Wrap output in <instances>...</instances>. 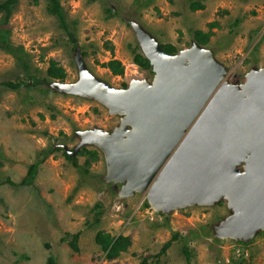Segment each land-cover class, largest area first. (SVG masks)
I'll use <instances>...</instances> for the list:
<instances>
[{"label":"rangeland","instance_id":"rangeland-1","mask_svg":"<svg viewBox=\"0 0 264 264\" xmlns=\"http://www.w3.org/2000/svg\"><path fill=\"white\" fill-rule=\"evenodd\" d=\"M59 2L76 45L50 13L49 0H18L7 22L0 11V264H264V231L244 243L215 238L213 226L231 213L225 200L151 220L146 194L121 198L104 181L99 149L97 159L87 152L97 149L92 145L67 157L63 146L74 149L77 130H112L120 117L43 81L51 61L66 70L65 82L77 81L78 47L91 72L116 88L152 80L154 73L134 62L135 20L178 52L198 42L196 31L208 34L201 45L228 67L230 82L243 83L252 68L264 66V0ZM111 61L121 63L123 74L105 66ZM41 159L34 182L21 185ZM98 232L128 237L131 244L110 258Z\"/></svg>","mask_w":264,"mask_h":264},{"label":"water","instance_id":"water-1","mask_svg":"<svg viewBox=\"0 0 264 264\" xmlns=\"http://www.w3.org/2000/svg\"><path fill=\"white\" fill-rule=\"evenodd\" d=\"M130 25L153 79L116 88L91 72L78 47L77 81L50 88L96 101L120 123L77 130L79 143L63 148L75 156L96 147L111 189L121 198L146 194L165 216L225 200L231 213L213 226L215 238L249 242L264 231V66L233 83L212 49L194 41L169 54L139 22Z\"/></svg>","mask_w":264,"mask_h":264},{"label":"trees","instance_id":"trees-1","mask_svg":"<svg viewBox=\"0 0 264 264\" xmlns=\"http://www.w3.org/2000/svg\"><path fill=\"white\" fill-rule=\"evenodd\" d=\"M17 2H18V0H4V1L0 2V11L5 13V16L2 20L3 22L8 21V18L12 13L13 6ZM49 3H50V5H49L50 13H52L53 15H56L60 19V26L68 34L70 40L76 45L77 44V37L75 35V32L73 30H71L69 23L66 21L65 14L62 11L59 0H49ZM1 32L2 31L0 30V36H1ZM195 36L197 38V41L202 45L206 44L209 40L208 34L203 33L202 31H196ZM3 38H5V37H3ZM3 43H6V41H4ZM162 47L169 54H176L178 52L176 47L173 45H163L162 44ZM133 53H134V62L137 65H139L143 69H148L151 72H153L149 60L143 55L139 45H137L136 48L133 49ZM82 55L85 56V53H82ZM105 66H109L110 69L114 72V74H117V75L123 74V67L121 66V63L118 61H111L108 64H105ZM66 77H67L66 70L63 67L58 66V64L55 61H51V65L47 70V77L44 78L43 81L46 83H50L54 80L65 81ZM21 84H23V83L22 82L19 84L7 83V85L9 87H12V88H17ZM127 86H128L127 83L123 84V88H125ZM83 150L87 151L88 149L84 148ZM87 152L91 153L95 159H97L99 157V150L98 149H93V150L87 151ZM66 156L71 158L67 153H66ZM42 162H43V159H41V160L37 161L36 163L30 165L28 172H27V175H26V179H24L20 183L21 185L32 184L34 182L36 175H37V172H38V168ZM145 205L149 206L148 201L145 202ZM167 218H168V216H166V220H167ZM73 238H74V241L72 243V246L74 247V249L78 250L76 242L79 238V234L74 235ZM96 240L98 243H100L102 245L104 251H107V254H108L107 256L110 258L114 257L115 255H117L121 251L126 250L127 247L131 244V239L128 237L118 236L115 238V237H112L110 234H107L104 232H98L96 235ZM242 243H244V242H242ZM170 244H171V242H168L165 245L164 250ZM184 252L187 254L188 260H190L191 257L189 255V253H187L186 249H184ZM48 264H55V263H53V259H49ZM142 264H146L145 261Z\"/></svg>","mask_w":264,"mask_h":264},{"label":"built area","instance_id":"built-area-1","mask_svg":"<svg viewBox=\"0 0 264 264\" xmlns=\"http://www.w3.org/2000/svg\"><path fill=\"white\" fill-rule=\"evenodd\" d=\"M148 208L149 209H147V212H148V214L150 216V219L154 220V214H158V212L155 211L150 205L148 206ZM158 215L162 216L161 214H158Z\"/></svg>","mask_w":264,"mask_h":264}]
</instances>
